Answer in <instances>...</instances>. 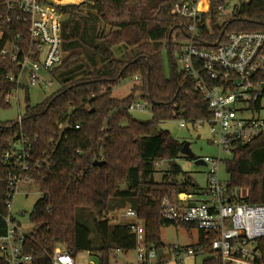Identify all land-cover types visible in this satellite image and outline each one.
Masks as SVG:
<instances>
[{
    "label": "trees",
    "instance_id": "1",
    "mask_svg": "<svg viewBox=\"0 0 264 264\" xmlns=\"http://www.w3.org/2000/svg\"><path fill=\"white\" fill-rule=\"evenodd\" d=\"M182 1L85 0L79 5H56L63 17L65 56L54 73L62 87L42 103L28 104L21 124L0 122V154L23 133L32 144L33 159L42 162L34 173L42 196L30 214L35 226L27 238L36 259L45 257L50 264L51 254L60 246L75 258L88 251L98 255V264H113L115 250L136 249V236L128 224L112 223L110 217L114 202L126 204L123 199L134 201L132 207L145 224L146 241L164 249L161 229L173 222L161 216L162 199L174 190L198 187L189 179L179 182L168 175L161 182L154 180L156 162L177 161L186 142L159 124L210 116L178 61L182 43L174 42V37L186 41L188 31L172 9ZM221 1L204 0V16L210 23L199 32V47L210 49V43L226 41L232 32L264 31V0H242L231 19L219 24ZM2 44L0 38V50ZM16 71V65L0 53V89H12L6 76ZM135 74L142 76L140 85L129 96L115 98L114 88ZM137 90L151 104L148 121L138 120L128 110ZM9 105L0 95V106ZM96 160L104 163L94 165ZM6 172L0 163V175ZM170 172L176 175L182 170L177 164ZM224 172L229 189L242 190V200L264 204V137L239 144L224 160ZM5 199V185L0 183V235L7 230ZM78 208L92 212L98 245L90 229L78 221ZM199 243H205L202 232Z\"/></svg>",
    "mask_w": 264,
    "mask_h": 264
},
{
    "label": "built area",
    "instance_id": "2",
    "mask_svg": "<svg viewBox=\"0 0 264 264\" xmlns=\"http://www.w3.org/2000/svg\"><path fill=\"white\" fill-rule=\"evenodd\" d=\"M231 1L219 2L217 10L231 8ZM203 4L204 0H185L172 9L186 22L188 31L186 41L174 37V42L182 43L178 56L180 68L193 80L210 111L209 117L181 118L179 126L198 129L207 125L217 155L194 157V160L202 159L208 167L205 188L195 194L174 190L161 201L164 220L197 227L205 241L198 243L197 249L173 246L170 261L183 264L203 252L210 254L209 264H264V204L242 200V190H230L229 181L221 174L224 160L239 144L264 137V118L258 114L264 96V31L232 32L226 41H217L210 49L201 48L199 32L209 27ZM60 16L46 0H0L3 42L0 53L17 67L16 72L6 76L13 84L12 89H0L5 102L10 103L14 93L19 101L18 93L23 88L54 85V72L65 56ZM133 80L141 82L142 76L135 74ZM150 108V102L143 99H135L128 105L132 112ZM22 121L20 116L17 122ZM167 162L170 160L157 161L156 165ZM0 163L7 171V175H0V183L5 185L7 212L4 216L7 230L0 235V264H35L37 259L27 245L34 228L25 230L21 220L12 214V207L17 194L29 197V190L37 185L34 173L42 167V162L33 159L32 144L22 133L1 152ZM190 196L203 198L189 200ZM120 218L136 236L138 264H161L165 251L159 259V248L146 241L145 224L138 212L128 208ZM50 264L77 263L75 257L58 246L50 256Z\"/></svg>",
    "mask_w": 264,
    "mask_h": 264
},
{
    "label": "rangeland",
    "instance_id": "3",
    "mask_svg": "<svg viewBox=\"0 0 264 264\" xmlns=\"http://www.w3.org/2000/svg\"><path fill=\"white\" fill-rule=\"evenodd\" d=\"M52 7L57 11L56 5H79L85 0H78L75 3L64 2L61 3V0H46ZM242 0H232L231 8L218 11L216 15V22L223 24L224 22L231 19L232 14L237 6L240 5ZM58 12V11H57ZM62 22V15L60 16ZM210 23V22H209ZM115 52H118V47H116ZM65 53V52H64ZM141 82L134 81L132 77L125 79L121 84L116 86L113 90V96L115 98H125L132 94L134 91L135 85H140ZM62 87V83L56 79L53 86L48 88H40L30 86L23 88L18 93V99H16V93H14L11 98L10 105L8 107L0 106V122H10L18 121L19 117H24L26 114L27 105H37L42 103L58 91ZM142 92L137 90L135 93L136 99H141ZM259 109V116L264 118V96L261 99ZM133 117L137 118L140 121H148L152 118L151 109L138 110L132 112ZM160 128L168 130L175 138L180 141H189L191 143V149L197 158H202L204 156H215L217 155V148L214 147L210 142V132L209 127L203 126L201 128H194L190 125L186 127L179 126V120H167L162 121L159 124ZM179 167L182 170L180 174H173L170 172V164L163 163L161 166L156 165V170L153 174L154 180L156 182H161L168 175L171 179H174L179 182H184L187 179L191 182L192 185L200 188H204L207 185L208 180V167L204 164H197L193 158L183 155V157L177 160ZM221 174L224 179L226 175L224 169H221ZM25 187L22 188L23 191ZM29 197H25L24 193H19L15 196L12 207V214L16 215L19 220L23 223V228L33 229L35 224L30 219V214L34 209L35 204L41 198V191L37 185L31 187ZM190 193H194L193 189L190 188ZM243 194H245L243 192ZM203 196H190L189 200H201ZM125 200L126 204H122L120 200L114 202V209L110 212V217L112 223H124L121 220V215L128 208H133V200ZM24 212V213H21ZM77 219L78 221L87 226L91 231V239L94 244L98 245V237L94 230L93 224V214L87 208H78L77 210ZM201 231L197 227H185L180 224L170 223L164 225L161 229V240L164 244L165 254L163 256V262L161 264H179L177 262H171L173 259V253L171 248L173 246H180L183 248L191 249L199 243ZM112 262L113 264H138V250L132 249L128 252L122 250H115L113 255ZM209 253L200 252L193 257L186 259L183 264H204V261L209 258ZM77 264H98V255L94 252H82L77 255L75 258Z\"/></svg>",
    "mask_w": 264,
    "mask_h": 264
},
{
    "label": "water",
    "instance_id": "4",
    "mask_svg": "<svg viewBox=\"0 0 264 264\" xmlns=\"http://www.w3.org/2000/svg\"><path fill=\"white\" fill-rule=\"evenodd\" d=\"M217 43H210V46H215ZM25 85L27 84L26 83V80L24 79V82H23ZM182 154L187 156V157H190V158H194L195 155L191 149V143L189 141H186L182 147ZM195 162L197 164H204L205 165V162L202 160V159H197L195 160ZM104 162L103 161H99V160H96L94 161V165H102ZM170 164V167L173 168L174 165H177V161L176 160H173V161H170L169 162ZM162 253H163V248H159L158 249V258L160 259L162 257ZM37 263L38 264H47V260L45 257H38L37 258Z\"/></svg>",
    "mask_w": 264,
    "mask_h": 264
},
{
    "label": "crops",
    "instance_id": "5",
    "mask_svg": "<svg viewBox=\"0 0 264 264\" xmlns=\"http://www.w3.org/2000/svg\"><path fill=\"white\" fill-rule=\"evenodd\" d=\"M198 188L197 189H195V190H193L194 191V193L193 194H195V193H198L199 192V189H200V187L199 186H197ZM205 188V187H204ZM189 192H190V190H189Z\"/></svg>",
    "mask_w": 264,
    "mask_h": 264
}]
</instances>
